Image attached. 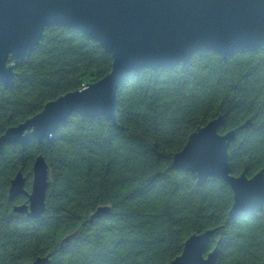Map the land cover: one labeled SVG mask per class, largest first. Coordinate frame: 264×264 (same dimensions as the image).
<instances>
[{"label":"trees","instance_id":"16d2710c","mask_svg":"<svg viewBox=\"0 0 264 264\" xmlns=\"http://www.w3.org/2000/svg\"><path fill=\"white\" fill-rule=\"evenodd\" d=\"M111 56L83 33L44 28L28 57L13 61V86L0 84V136L57 97L97 82ZM115 123L71 115L41 142L5 144L0 151V264H169L192 234L216 229L215 264H262L264 206L228 218L233 194L222 180L197 186L172 158L200 126L218 117L219 134L235 131L230 174L264 171V49L223 58L197 53L185 66L131 73L115 95ZM248 122L246 127H241ZM48 169L44 212H13L8 200L18 171L30 191L32 166ZM99 206L110 213L88 221ZM70 236L68 242L65 239Z\"/></svg>","mask_w":264,"mask_h":264},{"label":"water","instance_id":"95a60500","mask_svg":"<svg viewBox=\"0 0 264 264\" xmlns=\"http://www.w3.org/2000/svg\"><path fill=\"white\" fill-rule=\"evenodd\" d=\"M48 26L75 29L96 41L111 56V70L97 82L47 102L39 113L7 128L0 136V151L5 144L25 145L32 139L50 138L73 114L105 117L115 123L116 91L131 73L185 66L201 52L226 58L236 51L264 49V0H0V84L13 86V61L28 57ZM222 123L220 116L197 127L173 156L172 167L191 174L197 186L208 178L226 183L233 194L228 218L236 220L264 206V171L251 177L230 174L227 149L235 131L219 134ZM47 169L38 156L29 192L25 177L17 172L8 200L24 196L27 201L14 205L13 212L30 219L42 215ZM109 213L110 207L99 206L88 221ZM215 231L189 236L169 264H215L219 242L205 255ZM69 240L70 236L65 239ZM32 264H50V260L45 256Z\"/></svg>","mask_w":264,"mask_h":264}]
</instances>
